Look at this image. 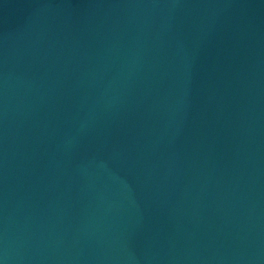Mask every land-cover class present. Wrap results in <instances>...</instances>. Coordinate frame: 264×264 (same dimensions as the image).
Instances as JSON below:
<instances>
[{
    "label": "water",
    "instance_id": "95a60500",
    "mask_svg": "<svg viewBox=\"0 0 264 264\" xmlns=\"http://www.w3.org/2000/svg\"><path fill=\"white\" fill-rule=\"evenodd\" d=\"M0 264H264V0H0Z\"/></svg>",
    "mask_w": 264,
    "mask_h": 264
}]
</instances>
